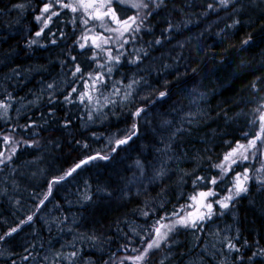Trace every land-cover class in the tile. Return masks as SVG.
Returning a JSON list of instances; mask_svg holds the SVG:
<instances>
[{
	"label": "trees",
	"instance_id": "16d2710c",
	"mask_svg": "<svg viewBox=\"0 0 264 264\" xmlns=\"http://www.w3.org/2000/svg\"><path fill=\"white\" fill-rule=\"evenodd\" d=\"M46 3L48 0H0V104L7 105L6 109L0 107V159L6 161L0 164V236H4L0 264H133L126 258L139 255L146 247L155 235L156 221L165 216L169 220L176 210L188 209L190 197L199 191L212 189L220 198L228 195L236 175L245 170L248 191L235 198L233 215L222 216L211 228L177 227L142 264H264L262 154L253 156L250 151L249 159L238 160L226 175L214 167L238 142L246 143L260 131L258 117L264 113V0H228L226 5L220 0L151 1L144 34H136L124 45L118 62L102 53L98 60L93 47H80L77 26L65 8H57L59 15L53 16L49 27L37 36L42 26L32 18L30 9H36L39 16ZM19 5L27 6L25 15L17 14ZM133 10L116 6L121 20L133 16ZM189 34L199 38L184 44L182 39ZM135 52L137 58L132 56ZM159 54H166V60H157ZM77 66L82 71L74 76ZM101 74L104 83L93 89L92 77ZM134 79L139 83L133 85L130 99L123 100L126 86ZM199 79L204 89L209 87L208 98L195 104L190 99L191 84L195 83L194 88ZM73 88L77 91L72 92ZM162 91L167 95L160 98ZM84 92L93 96L91 103L87 97L81 103L79 95ZM68 96L71 102L65 100ZM139 108L145 109L143 115L150 120L134 117ZM157 113H162V121L156 118ZM163 120L170 123L164 125ZM133 123L139 127L138 136L113 154L111 138ZM97 154L109 158L93 160L66 180L52 183L82 159ZM197 177L205 179L194 184ZM212 177L217 184L209 183ZM29 216L31 221L20 223ZM12 228L17 231L5 236ZM229 244L235 247L229 248Z\"/></svg>",
	"mask_w": 264,
	"mask_h": 264
},
{
	"label": "snow or ice",
	"instance_id": "6c2138e0",
	"mask_svg": "<svg viewBox=\"0 0 264 264\" xmlns=\"http://www.w3.org/2000/svg\"><path fill=\"white\" fill-rule=\"evenodd\" d=\"M55 3H59L62 8H67L70 9L72 12H77V11H83L88 19H83V23L85 25L88 24L89 19H94L101 21V27H104V21L107 19L108 21L114 22L116 25H118L117 28H108L106 29L107 31H112V32H118L120 36H123L124 33H134V32H139L140 28L143 24V20L141 19L139 23H137L138 20V15L137 16H129L127 19L121 20L120 17L117 15L116 10L112 7V4L115 3H120V4H125V3H131V7L133 8H140L144 7L147 8L148 5L146 3H143V0H140L139 3L135 2V0H76V3H64L63 0H54ZM163 0H161V3ZM221 4L226 5L228 3V0H220ZM211 7V5H209ZM52 8V2L44 4L42 8V14L47 13L50 11ZM59 13L53 11L51 12V15L48 16L47 20L44 21V27L46 28L48 26V23L51 21L53 16H57ZM37 21L41 20V16L36 17ZM43 32V28H41L40 32H37L36 35L39 36ZM134 38V37H133ZM97 40H101L103 44H107L109 42L108 38L101 36H97L93 39V43L95 44L96 48H101V44L97 43ZM55 41H53L54 43ZM127 42V41H125ZM35 43V41H33ZM159 43V41H157ZM244 43H247V41H244ZM123 45H121L122 47ZM80 47L83 48L85 47V44H80ZM120 57H112L109 55V60H115L119 61ZM132 63H135L136 61L133 60L131 61ZM82 70L79 66L76 67L75 72L73 75L75 76L77 73H80ZM109 73L111 72V69L108 70ZM91 76V74H89ZM93 81V89L94 86L99 83L103 84V74H101L98 77H92ZM139 83V81L133 80L132 83L128 84L126 86L127 91L125 92L123 96V100H128L131 97V89L134 84ZM49 88L52 87V85L48 86ZM77 90L75 88L72 89V92H76ZM116 92H119V89L116 90ZM71 95V94H70ZM167 95L166 92H160L159 97L163 98ZM85 97H87L88 101L91 103L93 100V96L90 95L88 92L81 93L79 95V99L81 103H83ZM65 100L67 102H71L70 96L65 97ZM0 107H4L5 109L7 108V105L0 104ZM145 111L144 108H139L136 110V112L133 114L134 117H140L141 113ZM192 114L190 113L189 116ZM259 121H260V131L255 134L253 139L248 140V143L242 144V143H237L236 147L232 148V150L224 155L223 162L217 165H214V167L219 168L221 170L222 175H226L229 171L232 170V166L235 165L238 160L240 162L244 160H248L249 156L246 154L249 149H254L257 147V142L259 141L262 146H264V113H261L259 116ZM189 123L192 121L189 120ZM164 125H167L170 123L169 121H164ZM136 129L137 125L136 123L132 124L130 133L125 136L122 139H117L115 141L117 147L123 144H127L129 140H131L136 134ZM176 131H181V129H177ZM175 135V133H173ZM247 136V134H245ZM4 141L8 142L9 137L5 136ZM87 147V145H85ZM13 153L15 152V149L12 150ZM115 151V149H113ZM3 153H0V156H2ZM253 156H255V152L252 153ZM109 157L107 155L105 156H100L97 154L96 156H90L87 159H82L79 163L75 164L74 167L70 168L68 171L64 173V175L54 179L52 183H59L60 181L66 180L68 177L72 176L74 172L77 171V169H80L82 166L90 163L93 160L96 159H104L107 160ZM7 159H11L9 156ZM6 161L4 159H0V164L5 163ZM205 178L204 177H197L196 180L193 181V183H197L198 181H203ZM249 180V175L247 170H245L244 173H238L235 177L233 187L232 189L229 190V194L225 196L222 200H217L214 203L218 204L221 208L227 209L229 208L230 202L234 200L235 197L240 196L242 193H246L248 191L247 188V181ZM209 183L215 185L217 184V179L215 177H212L209 179ZM51 184L49 185V194L51 193ZM216 193L212 189H209L208 191H201L197 195H194L190 197L191 200L197 201L199 204V207H197L195 212H188L185 215H181L179 212H173L171 214L172 217H176L175 219L171 220V223H162L161 221L168 219L169 217H161L160 220L156 221L155 224L153 225L154 229V237L150 239V242L146 243V247L143 248V250L140 252L139 255L132 256V257H127L126 259L132 260L133 264H142V262H146L149 256V253L153 249H158L161 246V243L164 242L166 243L169 237V234L172 233L177 227H182V228H193L195 229L197 225L206 220L210 219L211 216L213 215L214 212V203L208 201L209 197L215 196ZM48 196L46 195L44 197V200H47ZM44 200H41L40 203L43 204ZM201 209H205L201 210ZM145 216L148 215L147 212L143 213ZM33 219L32 216L27 217L26 221H21V224L27 223ZM19 225L17 226V228ZM17 228H12L10 232L5 233V236H9L12 233L17 231ZM4 239V236H0V240ZM235 246L232 244H229V248H234ZM137 249H133V252H136ZM72 256H75L76 253H72ZM121 264H123V261H121Z\"/></svg>",
	"mask_w": 264,
	"mask_h": 264
},
{
	"label": "rangeland",
	"instance_id": "374dc122",
	"mask_svg": "<svg viewBox=\"0 0 264 264\" xmlns=\"http://www.w3.org/2000/svg\"><path fill=\"white\" fill-rule=\"evenodd\" d=\"M151 1H158L159 3L161 2V0H143V3H146L147 5H149V3ZM49 2H52V8L50 9L49 12L47 13H43L42 14V11H41V14L39 16H41V20H39L42 28H43V32L45 31V27H44V21L47 20L48 18V15L53 12V11H56L57 8H62L61 5L59 3H55L54 0H48V3ZM64 3H73L75 4L76 3V0H63ZM135 2L139 3L140 0H135ZM117 5H120V6H123L125 8H132L134 9L133 12H134V15L133 16H137L138 15V20H137V23L140 22V20L142 19L143 20V24L140 28V31L139 32H134V33H124L123 36H120L118 32H112V31H107L106 29L108 28H117L118 25H116L114 22H111V21H108L107 19H105V21L103 22L104 23V27H101V21H98V20H94V19H89V22L87 25H85L82 21L83 19H88L87 15L81 10V11H77V12H72L70 9H67L65 8L68 12H67V16H71V19L73 20V23L77 26V29L76 31L78 32L79 34V38L81 40V43L85 44V47H93L95 50V52L97 53V58L98 60L100 59V53H102V55H111L112 57H116V56H119L120 58L123 56V51H124V45L125 44H128L132 39L133 37L136 35V34H144L143 32V29H145L147 27V17H146V11L147 9L149 8V6L147 8H144V7H140V8H133L131 7V3H125V4H120V3H113L112 4V7L116 10V6ZM64 9V8H62ZM17 14L19 15H25V13L28 11V8L27 6L25 5H19L18 7L15 8ZM31 12L33 13V16L32 18H36L38 15L36 14L37 10L36 9H30ZM117 12V11H116ZM117 15L119 16V14L117 13ZM37 20V19H36ZM50 23V22H49ZM49 23H48V27H49ZM42 32V33H43ZM103 36L105 38H108L109 39V42L107 44H103V42L101 40H97L96 42L97 43H100L101 44V48H96L95 47V44L93 43V39L97 36ZM199 36H197V34H189L187 35L184 39L185 42L184 44L186 43V41H190V42H195L196 39H198ZM127 41V42H125ZM121 45H123L121 47ZM168 54V53H167ZM164 55V54H163ZM163 55L161 56V59H159V57H157V60H162L164 59L165 57H163ZM132 56H134L135 58H137V53L135 52ZM133 71H138L137 69L134 70V68H132ZM201 82V83H200ZM199 82V86H195L194 88L191 87V92L190 94H192V96L190 97L191 98V101L195 102V101H202L205 99L208 98V92L205 93V91H207L206 89H204V87L202 86L203 84V81L201 80ZM202 84V85H201ZM197 87V88H196ZM203 87V88H202ZM202 88V90H201ZM198 89V90H197ZM204 89V90H203ZM195 93V94H193ZM196 95V96H195ZM201 95L203 97H201ZM204 95L206 97H204ZM157 97V96H156ZM140 99V98H139ZM142 99V98H141ZM194 99V100H193ZM144 113H141V116L139 117V120L142 119V118H145V116L143 115ZM143 115V117H142ZM260 116V114H259ZM259 118V117H258ZM130 130L131 128H126V129H120L119 132H116L113 137L111 138V142H110V146L115 144V141L117 139H121L125 136H127L129 133H130ZM248 142L246 143H243V144H247ZM258 143H260L259 141L257 142V147L254 148V149H249L248 152L246 154H248L250 151L251 153L255 152V155H259V154H262V159L264 160V150L262 147H258ZM231 151V150H230ZM114 154V153H113ZM112 154V155H113ZM108 156V155H107ZM111 157V156H110ZM208 191V190H207ZM214 191V190H213ZM216 193V192H215ZM229 194V193H228ZM198 196V194H197ZM227 196V195H226ZM225 197V196H224ZM224 197L220 198L217 196V193L215 196L213 197H209L208 198V201L210 202H215L217 200H222ZM235 200V199H234ZM233 200V202H234ZM233 202H230V205H229V208L227 209H223L221 208L218 204H215L214 203V212H213V215L211 216V219H212V222H211V219H206L202 222H200L197 226L206 229L208 227H213L215 224H217L219 221V218H221L223 215H226V213L228 214H234V208L232 206L233 205ZM189 202H187V205H188ZM220 208H219V207ZM197 207H199V204L197 201H193L189 204V207L188 209L187 208H184L181 212V210H176V212H181L180 214L181 215H185L186 213L188 212H195ZM233 209H232V208ZM201 210H204L206 211L205 209H201ZM225 210V211H224ZM230 210V211H229ZM218 211V213H217ZM217 213V214H216ZM216 214V216H215ZM216 217V218H215ZM219 217V218H218ZM176 217H172L171 219L169 220H165L163 223H171V220L172 219H175ZM215 218V220L213 219ZM217 220V221H216ZM214 221V222H213ZM209 223V225H208ZM213 224V225H212ZM228 230V229H227ZM162 244V243H161Z\"/></svg>",
	"mask_w": 264,
	"mask_h": 264
},
{
	"label": "bare ground",
	"instance_id": "6f19581e",
	"mask_svg": "<svg viewBox=\"0 0 264 264\" xmlns=\"http://www.w3.org/2000/svg\"><path fill=\"white\" fill-rule=\"evenodd\" d=\"M252 6H253V5H252ZM178 40H179V39H178ZM162 42H163V41H162ZM165 42H166V41H165ZM179 42H180V41H179ZM163 43H164V42H163ZM166 43H167V42H166ZM182 43H183V42H182ZM156 44H158V43H156ZM164 44H165V43H164ZM162 45H163V44H161V46H162ZM165 45H166V44H165ZM165 45H164V46H165ZM172 45L175 46V44H172ZM174 46H173V47H174ZM176 46L179 47V45H177V44H176ZM166 47L168 48L169 46L167 45ZM170 47H171V46H170ZM180 47H181V46H180ZM167 48H166V51H167ZM171 48H172V47H171ZM174 48H175V47H174ZM150 49H151V48H150ZM168 49H170V48H168ZM159 50H160V49H159ZM171 50H172V49H171ZM171 50H170V51H171ZM173 50H174V49H173ZM151 51H152V50H151ZM176 51H179V50H176ZM158 52H159V51H158ZM155 53H156V52H155ZM164 53H165V52H164ZM149 54H150V53H149ZM149 54H148V55H149ZM166 54H167V53H166ZM166 54H164L163 57L166 56ZM173 54H174V53H173ZM173 54H171V55H173ZM175 54H176V53H175ZM177 54H178V53H177ZM159 55H160V57H159V56H158V57L161 59V56H162V55H161V54H159ZM181 55H182V54H181ZM168 56H169V55H167V58H169ZM179 56H180V55H179ZM183 56H184V55H183ZM151 57H152V56H151ZM172 58H173V56H172ZM190 58H191V57H190ZM147 59H149V60L151 59V58H150V55L147 57ZM164 59H165V58H164ZM164 59H162V60H164ZM174 59H175V58H174ZM178 59H180V58L178 57ZM155 60H156V59H155ZM155 60H154V61H155ZM165 60H166V59H165ZM183 60H184V58H183ZM185 60H186V59H185ZM147 61H148V60H147ZM156 61H157V60H156ZM167 61H168V60H167ZM173 61H174V60H173ZM179 61H180V60H179ZM158 62H159V61H158ZM160 62H163V61H160ZM168 62H170V61H168ZM175 62H176V61H175ZM175 62H174V63H175ZM152 63H153V62H152ZM152 63H151V64H152ZM164 63H165V62H164ZM171 63H172V62H171ZM181 63H182V62H181ZM181 63H180V64H181ZM187 63H188V62H187ZM157 64H158V63H157ZM157 64H156V65H157ZM162 64H163V63H162ZM153 65H155V64H153ZM178 65H179V64H178ZM181 65H182V64H181ZM181 65H180V66H181ZM183 65H184V63H183ZM183 65H182V67H183ZM185 65H186V64H185ZM167 66H168V65H167ZM170 66H172V64H171ZM175 66H176V65H175ZM196 66H197V65H196ZM158 67H159V66H158ZM164 67H166V66L164 65ZM135 68H136V67H135ZM137 68H140V67H137ZM146 68H147V67H146ZM168 68H170V67L168 66ZM183 68H186V66L183 67ZM143 69H144V68H143ZM149 69H150V68H149ZM173 69H174V68H173ZM173 69H172V70H173ZM219 69H220V68H219ZM236 69H237V68H236ZM138 70H139V69H138ZM156 70H157V69H156ZM169 70H171V68H170ZM175 70H176V69H175ZM214 70H215V69H214ZM225 70H226V69H225ZM234 70H235V69H234ZM150 71H151V70H150ZM162 71H163V70H162ZM177 71L179 72V70H176V72H177ZM153 72H154V71H153ZM181 72H182V71H181ZM235 72H237V71L235 70ZM238 72H239V71H238ZM134 73H135V72H134ZM160 73H161V72H160ZM218 73H219V72H218ZM233 73H234V72H233ZM157 74H158V72H157ZM163 74H164V71H163ZM165 74H167V73L165 72ZM176 74H177V73H176ZM178 74H180V73H178ZM178 74H177V75H178ZM238 74H239V73H238ZM136 75H137V74H136ZM207 75H208V74H207ZM126 76H127V75H126ZM155 76H156V75H155ZM195 76H196V75H195ZM197 76H198V75H197ZM215 76H216V75H215ZM128 77H129V75H128ZM137 77H138V76H137ZM162 77H163V76H162ZM180 77H182V74H181ZM180 77H179V78H180ZM203 77H204V76H203ZM179 78H178V79H179ZM194 78H195V77H194ZM164 79H165V78H164ZM164 79H162V80H164ZM176 79H177V78H176ZM197 79H198V78H197ZM197 79H196V80H197ZM201 79H202V78H201ZM201 79H199V80H201ZM134 80H135V79H134ZM165 80H166V79H165ZM174 80H175V78H174ZM184 80H185V79H184ZM191 80H193V79H191ZM191 80H190V81H191ZM209 80H210V79H209ZM212 80H213V79H212ZM126 81H127V80H126ZM132 81H133V80H132ZM202 81H203V80H202ZM216 81H217V80H216ZM222 81H224V80H222ZM129 82H130V81H129ZM165 82H166V81H165ZM171 82H172V81H171ZM181 82H182V81H181ZM193 82H194V80H193ZM208 82H209V81H208ZM214 82H215V81H214ZM227 82H228V81H227ZM229 82H231V81H229ZM131 83H132V82H131ZM163 83H164V82H163ZM200 83H201V82H200ZM210 83H211V82H210ZM145 84H148V83H145ZM167 84H168V83H167ZM193 84L195 85V83H193ZM193 84H191L192 87H193ZM198 84H199V82H198ZM198 84H197V87H198ZM214 84H215V83H214ZM216 84H218V82H216ZM216 84H215V85H216ZM219 84H220V83H219ZM219 84H218V85H219ZM222 84H223V83H222ZM225 84H226V83H225ZM228 84H229V83H228ZM258 84H259V83H258ZM141 85H142V84H141ZM143 85H144V84H143ZM164 85H165V84H164ZM226 85H227V84H226ZM226 85H224V88L226 87ZM177 86H178V85H177ZM160 87H161V85H160ZM162 87H163V85H162ZM197 87H196V88H197ZM254 87H255V86H254ZM256 87H257V85H256ZM143 88H144V87H143ZM184 88H185V87H184ZM202 88H203V87H202ZM202 88H201V90H202ZM205 88H206V87H205ZM208 88H209V87H208ZM208 88H206V89H208ZM211 88H212V87H211ZM260 88H261V87H260ZM217 89H218V87H217ZM254 89H255V88H254ZM182 90H183V89H182ZM184 90H185V89H184ZM197 90H198V89H197ZM203 90H204V89H203ZM218 90H219V89H218ZM260 90H261V89H260ZM144 91H145V90H144ZM147 91H148V90H147ZM147 91H146V92H147ZM178 91H179V90H178ZM207 91H208V90H207ZM207 91H205V93H207ZM209 91H211V90H209ZM181 92H182V91H181ZM184 92H186V91H184ZM214 92H215V91H214ZM254 92H255V91H254ZM139 93H140V92H139ZM148 93H149V92H148ZM177 93H179V92H177ZM209 93H210V92H209ZM211 93H212V92H211ZM145 94H146V93H145ZM180 94H181V93H180ZM193 94H195V93H193ZM257 94H258V93H257ZM263 94H264V93H263ZM142 95L144 96L143 93H142ZM146 95H147V94H146ZM146 95H145V96H146ZM178 95H179V94H178ZM184 96H187V95H184ZM190 96H192V94H191ZM195 96H196V95H195ZM206 96H207V95H206ZM206 96L204 95V97H206ZM257 96H259V95H257ZM260 96H261V95H260ZM260 96H259V97H260ZM262 96H263V95H262ZM138 97H139V96H138ZM146 97H147V96H146ZM201 97H203V96L201 95ZM259 97H258V99H259ZM263 97H264V96H263ZM143 98H145V97H143ZM175 98H177V97H175ZM185 98H186V97H185ZM145 99H146V98H145ZM147 99H148V98H147ZM190 99H191V98H190ZM204 99H205V98H204ZM260 99H261V98H260ZM263 99H264V98H263ZM140 100H141V98H140ZM175 100H176V99H175ZM193 100H194V99H193ZM142 101H143V100H142ZM145 101H146V100H145ZM173 101H174V100H173ZM189 101H190V100H189ZM260 101H261V100H260ZM262 101H263V100H262ZM262 101H261V102H262ZM171 102H172V101H171ZM174 102H175V104H177L176 101H174ZM190 102H191V101H190ZM193 102H194V101H193ZM201 102H202V101H201ZM186 103L188 104L187 99H186ZM186 103H185V104H186ZM194 103H195V102H194ZM196 103H197V102H196ZM196 103H195V104H196ZM199 103H200V101H199ZM259 103H260V102H259ZM190 104H191V103H190ZM181 105H182V102H181ZM188 105H189V104H188ZM197 105H198V104H197ZM201 105H202V104H201ZM201 105H200V106H201ZM157 106H158V105H157ZM171 106H172V105H171ZM218 106H219V104H218ZM160 107H161V106H159L158 108H160ZM167 107H168V105H167ZM169 107H170V106H169ZM169 107H168V108H169ZM183 107H184V105H183ZM187 107H188V106H187ZM192 107H193V106H192ZM197 107H198V106H197ZM220 107H221V106H220ZM144 108H145V107H144ZM168 108H167V109H168ZM181 108H182V107H181ZM185 108H186V105H185L184 109H185ZM195 108H196V107H195ZM256 108H257V107H256ZM167 109H166V110H167ZM171 109H173V107H171ZM190 109H191V108H190ZM198 109H199V108H198ZM202 109H203V108H202ZM156 111H157V110H156ZM182 111H183V110H182ZM190 111H191V110H190ZM195 111H196V110H195ZM253 111H254V110H253ZM159 112H160V111H159ZM164 112H165V110H164ZM170 112H171V110H170ZM179 112H180V111H179ZM191 112H192V111H191ZM203 112H204V111H203ZM203 112H202V113H203ZM162 113H163V112H162ZM162 113H161V114H162ZM165 113H166V112H165ZM172 113H174V112H172ZM176 113H177V112H176ZM186 113H187V111H186ZM129 114H130V113H129ZM131 114H132V113H131ZM131 114H130V115H131ZM153 114H154V113H153ZM157 114H158V113H157ZM159 114H160V113H159ZM159 114H158V116H157L156 118L160 117V120L162 121L161 116H159ZM161 114H160V115H161ZM169 114H170V113H169ZM179 114H180V113H179ZM184 114H185V113H184ZM223 114H224V113H223ZM243 114H244V113H243ZM154 115H156V114H154ZM163 115H165V114H163ZM166 115H167V114H166ZM205 115H206V114H205ZM205 115H203V116L205 117ZM208 115H210V114H208ZM208 115H207V118L209 117ZM152 116H153V115H152ZM152 116H151V117H152ZM218 116H219V115H218ZM220 116H221V115H220ZM222 116H223V115H222ZM222 116H221V117H222ZM241 116H242V115H241ZM132 117H133V116H132ZM166 117H167V116H166ZM168 117H169V116H168ZM186 117H187V115H186ZM193 117H194V116H193ZM211 117H212V116H211ZM145 118H146V119H149V117H145ZM152 118H153V117H152ZM202 118H203V117H202ZM215 118H217V117H215ZM132 119H133V118H132ZM163 119H164V118H163ZM166 119H167V118H166ZM177 119H178V118H177ZM177 119H174V120H177ZM187 119L189 120V118H187ZM191 119H192V118H191ZM204 119H205V118H204ZM209 119H211V118H209ZM219 119H220V118H219ZM219 119H218V120H219ZM239 119H240V118H239ZM239 119H238V120H239ZM243 119H244V118H243ZM133 120H134V119H133ZM149 120H150V119H149ZM152 120H154V118H153ZM160 120H159V121H160ZM171 120H172V119H171ZM171 120H170V121H171ZM197 120H198V119H197ZM206 120H207V119H206ZM206 120H205V123H206ZM211 120H212V119H211ZM213 120H214V117H213ZM227 120L230 121L229 118H228ZM231 120L233 121L232 118H231ZM234 120H235V119H234ZM244 120H245V119H244ZM244 120H243V122H244ZM251 120H252V119H251ZM139 121H140V120H139ZM144 121H145V120H144ZM144 121H143V122H144ZM155 121H156V120H155ZM163 121H164V120H163ZM165 121H166V120H165ZM167 121H168V120H167ZM172 121H173V120H172ZM193 121H194V119H193ZM200 121H201V120H200ZM203 121H204V120H203ZM208 121H209V120H208ZM222 121H224V120H222ZM222 121L220 120V122H222ZM235 121H236V120H235ZM137 122H138V121H137ZM143 122H142V123H143ZM148 122H149V121H148ZM175 122H176V121H175ZM186 122H187V121H186ZM213 122H214V121H213ZM236 122H237V121H236ZM256 122H257V121H256ZM138 123H139V122H138ZM145 123H147V122H145ZM157 123H158V121H157ZM187 123H188V122H187ZM195 123L198 124V121L195 122ZM205 123H204V124H205ZM232 123H235V122H232ZM136 124H137V123H136ZM147 124H148V123H147ZM152 124H154V123H152ZM162 124H163V123H162ZM197 124H196V125H197ZM199 124H200V123H199ZM202 124H203V123H202ZM202 124H200L201 127H202ZM209 124H210V122H209ZM211 124H212V123H211ZM215 124H218V123H215ZM228 124H230V123H228ZM155 125H156V124H155ZM158 125H159V124H158ZM176 125H177V124H176ZM180 125H182V123H181ZM186 125H188V124H186ZM193 125H194V124H193ZM196 125H195V126H196ZM207 125H208V124H207ZM223 125H225V124H223ZM255 125H257V124H255ZM143 126H144V125H143ZM195 126H194V127H195ZM198 126H199V125H198ZM203 126H204V125H203ZM234 126H236V125H234ZM237 126H238V125H237ZM249 126H250V125H249ZM251 126H252V125H251ZM147 127H148V126H147ZM147 127H146V128H147ZM161 127H162V126H161ZM161 127H160V128L156 127V128H157V129H161ZM163 127H164V126H163ZM182 127H183V126H182ZM184 127H185V126H184ZM214 127H215V126H214ZM222 127H223V126H222ZM238 127H239V126H238ZM252 127H253V126H252ZM144 128H145V127H144ZM150 128H151V126H150ZM154 128H155V127H154ZM166 128H167V127H166ZM179 128H180V127H179ZM191 128H192V127H191ZM196 128H197V127H196ZM196 128H195V129H196ZM217 128H218V127H217ZM255 128H256V126H255ZM142 129H143V128H142ZM151 129H153V127H152ZM168 129H169V128H168ZM177 129H178V128H177ZM193 129H194V128H193ZM199 129H200V128H199ZM210 129H211V128H210ZM213 129H216V128H213ZM220 129H221V128H220ZM147 130H148V129H147ZM155 130H156V129H155ZM155 130H153V131L155 132ZM162 130H163V129H162ZM162 130H161V131H162ZM171 130H174V129H171ZM175 130H176V129H175ZM223 130H224V129H223ZM237 130H238V129H237ZM251 130H252V129H251ZM253 130H254V129H253ZM149 131H150V130H149ZM149 131H148V132H149ZM153 131H152V133H154ZM166 131H167V130H166ZM185 131H187V130H185ZM203 131H204V130H203ZM207 131H208V130H207ZM225 131H226V130H225ZM243 131H244V130H243ZM249 131H250V130H249ZM146 132H147V131H146ZM158 132H159V130H158ZM167 132H168V131H167ZM167 132H166V133H167ZM171 132H172V131H171ZM188 132H189V131H188ZM191 132H192V130H191ZM193 132H194V131H193ZM195 132H197V131H195ZM198 132H199V131H198ZM205 132H206V131H205ZM239 132H240V131H239ZM244 132H245V131H244ZM155 133H157V132H155ZM161 133H162V132H161ZM163 133H165V132H163ZM199 133H200V132H199ZM199 133H197V134H199ZM203 133H204V132H203ZM223 133H224V131H223ZM225 133H226V132H225ZM241 133H242V132H241ZM146 134H147V133H146ZM150 134H151V133H150ZM184 134H185V133H184ZM197 134H196V135H197ZM215 134H216V133H213V135H215ZM228 134H230V132H229ZM237 134H239V133L237 132ZM156 135H159V134H156ZM161 135H163V134H161ZM209 135H210V133H209ZM231 135H232V134H231ZM233 135H234V134H233ZM148 136H150V135H148ZM159 136H160V135H159ZM165 136H166V135H165ZM188 136H189V135H188ZM194 136H195V135H194ZM200 136H201V135H200ZM200 136H199V137H200ZM234 136H235V135H234ZM234 136H233V137H234ZM153 137H155V135H154ZM192 137H193V136H192ZM146 138H147V137H145V139H146ZM155 138H156V137H155ZM165 138H166V137H165ZM167 138H168V136H167ZM197 138H198V137H197ZM197 138H195V139H197ZM202 138H203V137H202ZM204 138H205V137H204ZM211 138H212V137H211ZM216 138H217V137H216ZM218 138H219V137H218ZM230 138H231V137H230ZM159 139H160V137H159ZM169 139H170V138H169ZM175 139H176V138H175ZM186 139H187V138H186ZM208 139H209V138H208ZM208 139H207V140H208ZM219 139H220V138H219ZM151 140H152V137H151ZM162 140H163V142H164V139H162ZM170 140H171V139H170ZM179 140H182V139H179ZM205 140H206V139H205ZM207 140H206V141H207ZM210 140H211V139H209V142H210ZM212 140H213V139H212ZM215 140H217V139H215ZM215 140H214V141H215ZM200 142H201V141H200ZM202 142H203V141H202ZM219 142H220V141H219ZM229 142H230V141H229ZM229 142H228V143H229ZM161 143H162V142H161ZM187 143H188V142H187ZM223 143H226V142H223ZM163 144H164V143H163ZM205 144H206V142H205ZM211 144H212V143H211ZM219 144H221V143H219ZM226 144H227V143H226ZM213 145H215V144H213ZM217 145H218V143H217ZM180 146H181V145H180ZM203 146H204V145H203ZM206 146H207V145H206ZM208 146H209V145H208ZM220 146H221V145H220ZM224 146H225V145H224ZM224 146H223V147H224ZM212 147L214 148V146H212ZM212 147H211V148H212ZM223 147H222V148H223ZM227 147H228V146H227ZM218 148H219V147H218ZM215 149H216V148H215ZM210 150H211V149H210ZM217 150H218V149H217ZM224 150H225V149H223V151H224ZM211 151H213V150H211ZM220 152H221V151H220ZM222 153H223V152H222ZM212 155H213V154H212ZM216 155H218V154H216ZM217 161H219V160H217ZM196 162H197V161H196ZM209 162H210V161H209ZM252 162H253V161H252ZM197 163H198V162H197ZM214 163H216V161H215ZM255 163H256V162H255ZM194 164H195V163H194ZM204 164H205V162H204ZM217 164H219V163H217ZM246 164H247V163H246ZM211 165H212V164H211ZM255 165H256V164H255ZM209 166H210V165H209ZM212 166H213V165H212ZM247 166H248V165H247ZM242 167H243V166H242ZM251 167H253V166H251ZM254 167H255V166H254ZM210 168H211V167H210ZM213 168H214V167H213ZM245 168H246V166H245ZM249 169H250V166H249ZM260 169H262V167H261ZM253 170H254V169H253ZM174 171H176V170L174 169ZM254 171H255V170H254ZM257 171H259V170H257ZM252 172H253V171H251L250 173L252 174ZM167 173H168V172H167ZM170 173H171V172H170ZM170 173H169V174H170ZM173 173H174V172H173ZM243 173H244V172H243ZM253 173H255V172H253ZM210 174H211V173H210ZM252 176H253V175H252ZM254 177H255V175H254ZM250 179H251V178H250ZM185 180H186V179H185ZM251 180H252V179H251ZM155 181H156V179H155ZM181 181H182V180H181ZM186 181H187V180H186ZM186 181H185V182H186ZM150 182H151V180H150ZM182 182H183V181H182ZM192 182H193V180H192ZM232 182H233V181H232ZM247 182H248V181H247ZM156 183H157V182H156ZM233 183H234V182H233ZM254 183H255V181H254ZM157 184H158V183H157ZM197 184H198V183H197ZM231 184H232V183H231ZM252 184H253V183H252ZM257 184H259V183H257ZM155 185H156V184H155ZM186 185H187V184H186ZM191 185H192V184H191ZM191 185H190V186H191ZM253 185H254V184H253ZM181 186H182V185H181ZM232 186H233V184H232ZM179 187H180V186H179ZM248 187H251V186H248ZM158 188H159V187H158ZM190 188H191V187H190ZM253 188H254V187H253ZM253 188H252V189H253ZM252 189H251V190H252ZM254 189H255V188H254ZM159 190H160V189H159ZM163 190H164V189H162V191H163ZM177 190H178V189H177V187H176V192H177ZM180 191H181V189H180ZM180 191H179V193H180ZM186 191H187V190H186ZM188 191H189V190H188ZM190 191H191V190H190ZM163 192H164V191H163ZM168 192H169V191H168ZM170 192H171V191H170ZM192 192H193V191H192ZM199 192H200V191H199ZM161 193H162V192H161ZM164 193H165V192H164ZM183 193H185V191H184ZM188 193H189V192H188ZM190 193H191V192H190ZM217 193H218V192H217ZM165 194H166V193H165ZM165 194H164V195H165ZM170 194H171V193H170ZM242 195H243V194H242ZM179 196H180V195H179ZM192 196H193V195H192ZM245 196H246V195H245ZM161 197H162V196H161ZM167 197L170 198V196H167ZM186 197H187V196H185V198H186ZM240 197H242V196H239V199H240ZM172 198H173V197H172ZM176 198H177V197H176ZM181 198H182V197H181ZM181 198H180V199H181ZM235 198H236V197H235ZM235 198H234V199H235ZM163 199H164V198H163ZM165 199H166V198H165ZM165 199H164V200H165ZM236 199H237V198H236ZM170 200H171V199H170ZM140 201H141V200H140ZM168 201H169V200H168ZM238 201H239V200H238ZM169 202H170V201H169ZM173 202H175V201H173ZM182 202H183V201H182ZM232 202H233V201H232ZM234 202H235V201H234ZM248 202H249V201H248ZM166 203H168V202H166ZM170 203H171V202H170ZM180 203H181V202H180ZM171 204H172V203H171ZM179 205H180V204H179ZM174 206H175V205H174ZM218 207H219V206H218ZM232 207H233V206H232ZM232 207H231V208H232ZM234 207H235V206H234ZM176 208H177V207H176ZM219 208H220V207H219ZM232 209H233V208H232ZM224 211H225V210H224ZM229 211H230V210H229ZM235 212H236V211H235ZM217 213H218V211H217ZM217 213H216V214H217ZM216 214H215V216H216ZM226 214H227V213H226ZM232 215H233V214H232ZM223 216H224V215H223ZM228 216H229V215H228ZM229 217H230V216H229ZM229 217H228V218H229ZM234 217H235V216H234ZM215 218H216V217H215ZM215 218H213V219L215 220ZM218 218H219V217H218ZM237 218H238V217H237ZM210 219H211V218H210ZM220 219H221V218H220ZM222 219H223V218H222ZM224 219H225V218H224ZM117 220H118V219H116V222H118ZM238 220H239V218H238ZM216 221H217V220H216ZM224 221H225V220H224ZM224 221H223V222H224ZM232 221L234 222L233 218H232ZM241 221H242V219H241ZM111 222H112V221H111ZM114 222H115V221H114ZM211 222H212V219H211ZM213 222H214V221H213ZM221 222H222V221H221ZM225 222H226V221H225ZM219 223H220V222H219ZM228 223H229V222H228ZM234 223H235V222H234ZM238 223H239V222H238ZM116 224H117V223H116ZM217 224H218V223H217ZM221 224H222V223H221ZM239 224L241 225V223H239ZM117 225H118V224H117ZM208 225H209V223H208ZM210 225H211V224H210ZM210 225H209V226H210ZM212 225H213V224H212ZM219 225H220V224H219ZM215 226H216V224H215ZM221 226H223V225H221ZM221 226H220V227H221ZM217 227H218V226H217ZM234 227H236L235 224H234ZM203 228H204V226H203ZM209 228H210V227H209ZM214 228H215V227H214ZM204 229H205V228H204ZM217 229H218V228H217ZM222 229H223V228H222ZM225 229H226V228H225ZM198 230H199V229H198ZM214 230H215V229H214ZM214 230H213V231H214ZM220 230H221V229H220ZM220 230H219V231H220ZM234 230H235V228H234ZM200 231H201V229H200ZM207 231H208V230H207ZM209 231H210V230H209ZM224 231H225V230H224ZM227 231H228V230H227ZM238 231H239V230L237 229L236 232H238ZM240 231H242V230H240ZM204 232H205V231H204ZM228 232H229V231H228ZM228 232H227V233H228ZM231 232H232V230H231ZM130 233H132V232H130ZM222 233H223V232H222ZM227 233H226V234H227ZM233 233H234V232H233ZM241 233H242V232H241ZM224 234H225V233H224ZM234 234H235V233H234ZM201 235H202V234H201ZM212 235H213V234H212ZM230 235H231V234H230ZM238 235H239V233H238ZM238 235H237V236H238ZM69 236H70V235H68V237H69ZM228 236H229V235H228ZM234 236H235V235H234ZM144 237H145V236H144ZM199 237H200V236H199ZM210 237H211V236H210ZM214 237H218V236H214ZM222 237H223V236H222ZM224 237H225V235H224ZM238 237H239V236H238ZM71 239H72V238H71ZM133 239H134V238H133ZM219 239H221V238L219 237ZM229 239H230V238H229ZM231 239H233V237H232ZM207 240H208V239H206V242H207ZM200 241H201V240H200ZM200 241H199V242H200ZM68 242H70V241H68ZM74 242H76L75 239H74ZM195 242H196V240H195ZM19 243H21V242H19ZM204 243H205V241H204ZM199 244H200V243H199ZM201 244H202V243H201ZM208 244H209V242H208ZM20 246H21V245H20ZM216 246H217V245H216ZM97 247H98V246H97ZM103 247H104V246H103ZM197 247H199V245H198ZM197 247H196V248H197ZM217 247H218V246H217ZM98 248H99V247H98ZM201 248H202V247H201ZM202 249H203V248H202ZM217 250H218V249H217ZM194 251H195V249H194ZM208 251H209V250H208ZM195 252H196V251H195ZM209 252H210V251H209ZM172 253H174V250H173ZM174 255H175V254H174ZM208 255H209V254H208ZM162 256H163V255H162ZM164 256H166V255H164ZM172 256H173V255H172ZM189 256H190V255H189ZM201 256H202V255H201ZM204 256H205V255H204ZM169 257H170V256H169ZM205 257H206V256H205ZM160 258H161V257H160ZM167 258H168V257H167ZM173 258H174V257H173ZM201 258H203V257H201ZM188 259H189V258H188ZM196 259H198V258H196ZM205 259H206V258H205ZM193 260H194V259H193ZM170 261H171V260H170ZM194 261H196V260H194ZM207 261H208V260H207ZM176 262H177V261H176ZM192 262H193V261H192ZM176 264H177V263H176ZM183 264H184V263H183ZM192 264H193V263H192Z\"/></svg>",
	"mask_w": 264,
	"mask_h": 264
},
{
	"label": "water",
	"instance_id": "95a60500",
	"mask_svg": "<svg viewBox=\"0 0 264 264\" xmlns=\"http://www.w3.org/2000/svg\"><path fill=\"white\" fill-rule=\"evenodd\" d=\"M136 132H137V134H136L132 139H134V138H135L136 136H138V134H139V127H138V125H137ZM123 138H124V137H123ZM121 139H122V138H121ZM132 139H131V140H132ZM131 140H129L128 143H129ZM128 143H127V144H128ZM127 144H123V145H120V146H125V145H127ZM120 146H118V147H120ZM118 147H117V145H116V143H115V145H114V149H115V151H113V153L116 152V150H117Z\"/></svg>",
	"mask_w": 264,
	"mask_h": 264
}]
</instances>
